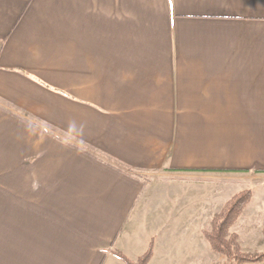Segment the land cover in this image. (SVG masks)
I'll return each mask as SVG.
<instances>
[{
	"label": "crops",
	"instance_id": "1",
	"mask_svg": "<svg viewBox=\"0 0 264 264\" xmlns=\"http://www.w3.org/2000/svg\"><path fill=\"white\" fill-rule=\"evenodd\" d=\"M246 190L264 0H0V264H220Z\"/></svg>",
	"mask_w": 264,
	"mask_h": 264
},
{
	"label": "trees",
	"instance_id": "2",
	"mask_svg": "<svg viewBox=\"0 0 264 264\" xmlns=\"http://www.w3.org/2000/svg\"><path fill=\"white\" fill-rule=\"evenodd\" d=\"M251 199V190L237 194L227 204L224 211L213 219L212 231L205 232V237L213 251L226 257L225 264H264V254L251 256L242 253L238 236L229 232ZM115 255L125 264H148L153 255V243L150 244L146 254L136 262L129 260L120 253Z\"/></svg>",
	"mask_w": 264,
	"mask_h": 264
},
{
	"label": "rangeland",
	"instance_id": "3",
	"mask_svg": "<svg viewBox=\"0 0 264 264\" xmlns=\"http://www.w3.org/2000/svg\"><path fill=\"white\" fill-rule=\"evenodd\" d=\"M247 206L235 224L231 226L229 232L230 234H236L238 236L242 253L257 256L264 254V215L257 214L250 216L247 214L243 216ZM242 216L243 218H241ZM226 261V257L222 255L220 264H225Z\"/></svg>",
	"mask_w": 264,
	"mask_h": 264
}]
</instances>
